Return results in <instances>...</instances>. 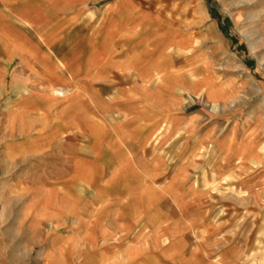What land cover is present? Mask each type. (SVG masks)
<instances>
[{
	"label": "crops",
	"instance_id": "0c3cea01",
	"mask_svg": "<svg viewBox=\"0 0 264 264\" xmlns=\"http://www.w3.org/2000/svg\"><path fill=\"white\" fill-rule=\"evenodd\" d=\"M141 9L138 0H0V100L10 99L0 113L17 118L13 128L19 132L44 130L45 115L62 116L67 122L51 128L73 123L75 146L89 147L91 159L140 167L126 175L94 170L91 161L92 169L82 170L84 157L76 154L73 197L59 191L65 204L73 202L70 210L81 228H112L114 249L102 260L235 264L240 244L258 239L247 232L243 237L236 204H211L212 187L205 184L226 175L252 184L250 151L220 134V124L207 121L202 108L185 110V89L205 81L189 85V69L173 67V11ZM11 144L40 146L25 138ZM108 179H132L140 204L151 193L162 203L132 218L118 191H129L126 182ZM163 196L169 202L163 204ZM38 203L20 207L14 223L32 240H40L41 227L68 217L65 204ZM163 210L173 218L162 219ZM131 228L137 232L127 233ZM42 240L50 238L44 233ZM77 247L82 252L83 245Z\"/></svg>",
	"mask_w": 264,
	"mask_h": 264
},
{
	"label": "rangeland",
	"instance_id": "374dc122",
	"mask_svg": "<svg viewBox=\"0 0 264 264\" xmlns=\"http://www.w3.org/2000/svg\"><path fill=\"white\" fill-rule=\"evenodd\" d=\"M138 3L141 10L147 12L173 11V67L189 69L184 79L189 85L195 84L198 78L205 81L196 89H185V110L202 108L207 121L220 124V134L236 138L241 149L250 151L252 163L249 162L254 172L252 184L245 178L242 184L237 183L239 178L226 175L211 179L205 185L212 187L211 204L222 199L240 209L237 214H241L243 237L247 232L258 239L240 244L242 256L235 264H264V243L260 241L264 235V0H138ZM8 102L10 99L3 98L0 107L7 106ZM44 117V130L19 132L13 128L17 118L0 113V264H118L115 260L109 263L101 259L113 252L114 236L109 234L112 228L102 227L104 232L89 226L81 228L70 210L73 202L65 204V195H60L59 191H68L73 197V177L78 167L76 154L84 157L82 170H91V161L98 166L94 170H112L126 175L140 167L128 161L105 163L102 159H91L89 147L75 146L77 132L73 123L55 131L51 128L55 123L67 121L55 114ZM85 136L83 132L84 142L87 141ZM21 138L33 140L40 146L10 145L12 140ZM111 181H125L129 187V191H118L123 196L121 202L128 208L125 214L132 218L137 219L138 214L139 218L148 215L153 211L151 208L158 207V201L162 203L151 193L145 196V204H140L144 201L138 200L133 193L132 179H108ZM108 192L113 193L112 189ZM43 199L52 207L66 206L68 217L65 221L41 227L40 240H32L26 235V229L14 223L20 207L39 204ZM162 199L163 204L169 202L167 196ZM230 208L233 212L236 209ZM225 209L228 213L229 207ZM160 216L168 220L173 218L164 210ZM137 229L134 232L131 228L127 233L135 234ZM44 233L50 238L49 242L42 240ZM78 245H83L82 252H78ZM169 261L161 264H169Z\"/></svg>",
	"mask_w": 264,
	"mask_h": 264
},
{
	"label": "trees",
	"instance_id": "16d2710c",
	"mask_svg": "<svg viewBox=\"0 0 264 264\" xmlns=\"http://www.w3.org/2000/svg\"><path fill=\"white\" fill-rule=\"evenodd\" d=\"M207 1H208V0H207ZM208 9H209V12H210L211 14H213V15H214V13H213L212 9H211V8H208ZM215 17H216V19H219V17H220V16H219V14H218V15L216 14V16H215Z\"/></svg>",
	"mask_w": 264,
	"mask_h": 264
}]
</instances>
